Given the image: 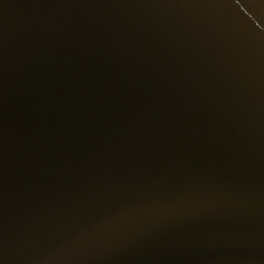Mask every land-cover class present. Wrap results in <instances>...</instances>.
<instances>
[{
  "label": "water",
  "instance_id": "1",
  "mask_svg": "<svg viewBox=\"0 0 264 264\" xmlns=\"http://www.w3.org/2000/svg\"><path fill=\"white\" fill-rule=\"evenodd\" d=\"M0 264H264V0H0Z\"/></svg>",
  "mask_w": 264,
  "mask_h": 264
}]
</instances>
